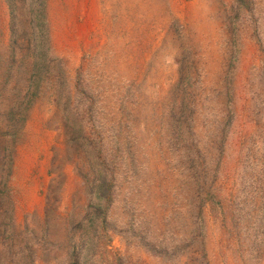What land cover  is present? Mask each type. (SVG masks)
<instances>
[{
  "label": "rangeland",
  "instance_id": "1",
  "mask_svg": "<svg viewBox=\"0 0 264 264\" xmlns=\"http://www.w3.org/2000/svg\"><path fill=\"white\" fill-rule=\"evenodd\" d=\"M140 4L0 0V264H264V0Z\"/></svg>",
  "mask_w": 264,
  "mask_h": 264
},
{
  "label": "bare ground",
  "instance_id": "2",
  "mask_svg": "<svg viewBox=\"0 0 264 264\" xmlns=\"http://www.w3.org/2000/svg\"><path fill=\"white\" fill-rule=\"evenodd\" d=\"M98 1L99 2L107 1L108 3L116 2L119 6H121L122 12L124 11L123 10V6H124V9H126L125 18L128 19L129 21L131 19V23L135 20L133 15H134L135 11L138 9V8L136 9V6H135L136 0H98ZM145 1L146 0H141V4H140L141 7H140L139 11H143L144 8H146V9L148 8L147 6H145ZM178 5L175 3L172 4V7L176 13L178 11H180V9H182L181 7H178ZM135 16L137 17V15H135ZM137 22H140V20H138ZM146 27H147V25H146ZM135 32H136V30L131 31L132 34Z\"/></svg>",
  "mask_w": 264,
  "mask_h": 264
}]
</instances>
